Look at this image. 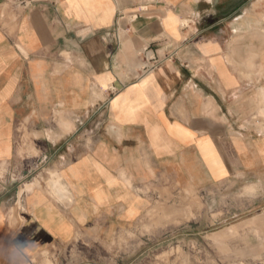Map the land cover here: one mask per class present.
Segmentation results:
<instances>
[{
  "label": "crops",
  "instance_id": "crops-1",
  "mask_svg": "<svg viewBox=\"0 0 264 264\" xmlns=\"http://www.w3.org/2000/svg\"><path fill=\"white\" fill-rule=\"evenodd\" d=\"M220 183L264 196V0H0V264Z\"/></svg>",
  "mask_w": 264,
  "mask_h": 264
},
{
  "label": "rangeland",
  "instance_id": "rangeland-1",
  "mask_svg": "<svg viewBox=\"0 0 264 264\" xmlns=\"http://www.w3.org/2000/svg\"><path fill=\"white\" fill-rule=\"evenodd\" d=\"M22 139L21 156H38L37 146L28 151V136ZM257 190L241 183L165 188L131 229L106 244L56 246L37 264H264V196Z\"/></svg>",
  "mask_w": 264,
  "mask_h": 264
},
{
  "label": "built area",
  "instance_id": "built-area-1",
  "mask_svg": "<svg viewBox=\"0 0 264 264\" xmlns=\"http://www.w3.org/2000/svg\"><path fill=\"white\" fill-rule=\"evenodd\" d=\"M45 159H47V158H46V157H43V161H44Z\"/></svg>",
  "mask_w": 264,
  "mask_h": 264
}]
</instances>
